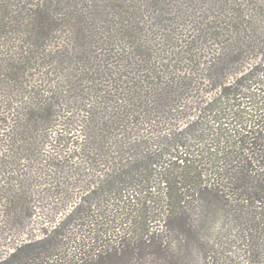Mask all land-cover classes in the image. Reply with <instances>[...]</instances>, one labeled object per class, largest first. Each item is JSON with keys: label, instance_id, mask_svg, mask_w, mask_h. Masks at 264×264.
Returning a JSON list of instances; mask_svg holds the SVG:
<instances>
[{"label": "trees", "instance_id": "obj_1", "mask_svg": "<svg viewBox=\"0 0 264 264\" xmlns=\"http://www.w3.org/2000/svg\"><path fill=\"white\" fill-rule=\"evenodd\" d=\"M42 163L80 196L0 264H264V0H0V218L23 234Z\"/></svg>", "mask_w": 264, "mask_h": 264}, {"label": "rangeland", "instance_id": "obj_2", "mask_svg": "<svg viewBox=\"0 0 264 264\" xmlns=\"http://www.w3.org/2000/svg\"><path fill=\"white\" fill-rule=\"evenodd\" d=\"M49 149H47L48 151ZM30 176L42 185V187H52L48 194L46 202L39 204L40 208H37L35 212L36 216L29 222L28 231L23 234L19 230L13 229L9 224H5L3 218H0V260L3 256L11 254L16 245L22 241L35 239L38 240L44 231L50 230L51 226L61 221L64 218V214L68 213L71 205L74 201H77V197L80 196L81 191L78 189L74 180L71 181L70 175L60 173V170H54L48 166V163H42L37 167L27 170ZM26 171V172H27ZM2 172L0 171V176ZM56 177V181L54 179ZM68 181V184L61 185L58 190L59 182L57 180ZM1 180V179H0ZM53 184V185H52ZM46 187V188H47ZM41 189V188H40ZM68 189V190H67ZM61 190H63L61 192ZM2 206L0 205V210ZM19 232V233H18ZM22 233V234H21Z\"/></svg>", "mask_w": 264, "mask_h": 264}]
</instances>
